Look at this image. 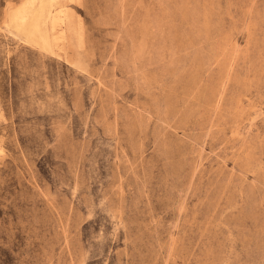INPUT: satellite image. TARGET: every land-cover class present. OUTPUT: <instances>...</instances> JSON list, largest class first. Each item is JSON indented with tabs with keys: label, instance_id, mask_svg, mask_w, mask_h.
Masks as SVG:
<instances>
[{
	"label": "rangeland",
	"instance_id": "1",
	"mask_svg": "<svg viewBox=\"0 0 264 264\" xmlns=\"http://www.w3.org/2000/svg\"><path fill=\"white\" fill-rule=\"evenodd\" d=\"M0 264H264V0H0Z\"/></svg>",
	"mask_w": 264,
	"mask_h": 264
},
{
	"label": "bare ground",
	"instance_id": "2",
	"mask_svg": "<svg viewBox=\"0 0 264 264\" xmlns=\"http://www.w3.org/2000/svg\"><path fill=\"white\" fill-rule=\"evenodd\" d=\"M34 15H35V13H34ZM12 22H13V23H16V21H15L14 19L12 20Z\"/></svg>",
	"mask_w": 264,
	"mask_h": 264
}]
</instances>
